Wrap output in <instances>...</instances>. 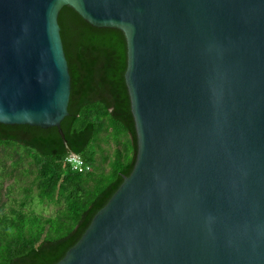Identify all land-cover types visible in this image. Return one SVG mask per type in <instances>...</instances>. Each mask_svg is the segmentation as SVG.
I'll list each match as a JSON object with an SVG mask.
<instances>
[{"label": "water", "instance_id": "95a60500", "mask_svg": "<svg viewBox=\"0 0 264 264\" xmlns=\"http://www.w3.org/2000/svg\"><path fill=\"white\" fill-rule=\"evenodd\" d=\"M64 7L123 33L137 152L56 264H264V0H0V124L62 137Z\"/></svg>", "mask_w": 264, "mask_h": 264}, {"label": "trees", "instance_id": "16d2710c", "mask_svg": "<svg viewBox=\"0 0 264 264\" xmlns=\"http://www.w3.org/2000/svg\"><path fill=\"white\" fill-rule=\"evenodd\" d=\"M58 25L71 79L62 137L56 128L0 124V264L59 262L135 162L123 33L92 27L69 7ZM70 154L89 170L74 171Z\"/></svg>", "mask_w": 264, "mask_h": 264}, {"label": "built area", "instance_id": "2783aa9c", "mask_svg": "<svg viewBox=\"0 0 264 264\" xmlns=\"http://www.w3.org/2000/svg\"><path fill=\"white\" fill-rule=\"evenodd\" d=\"M66 162L70 164L72 169L78 173H82L89 170L88 167L83 166V161L74 154H70L67 157Z\"/></svg>", "mask_w": 264, "mask_h": 264}, {"label": "rangeland", "instance_id": "374dc122", "mask_svg": "<svg viewBox=\"0 0 264 264\" xmlns=\"http://www.w3.org/2000/svg\"><path fill=\"white\" fill-rule=\"evenodd\" d=\"M103 148H105V146H104ZM11 182H12L11 179H7V180L4 182V184H3V188H2V189L6 188V186H7L8 184H10ZM3 200H4V197L1 198V201H3ZM39 211H41V212H42L43 214H45V215H51V214L54 212V210H53L52 207H43V208H40Z\"/></svg>", "mask_w": 264, "mask_h": 264}]
</instances>
